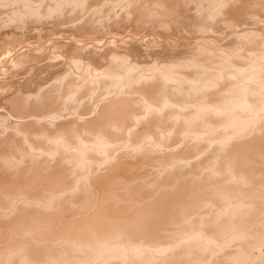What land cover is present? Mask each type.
<instances>
[{"label": "bare ground", "instance_id": "bare-ground-1", "mask_svg": "<svg viewBox=\"0 0 264 264\" xmlns=\"http://www.w3.org/2000/svg\"><path fill=\"white\" fill-rule=\"evenodd\" d=\"M184 1L0 0L16 21L0 25V47L56 14L58 49L27 65L37 41L0 77V264H263L264 30L247 25L264 0ZM66 4L87 11L60 21ZM116 6L174 33L217 17L241 28L225 47L213 34L194 46L113 37L103 61L86 60L88 24H114ZM71 20L79 30L59 26ZM170 136L183 144L155 152Z\"/></svg>", "mask_w": 264, "mask_h": 264}, {"label": "rangeland", "instance_id": "rangeland-1", "mask_svg": "<svg viewBox=\"0 0 264 264\" xmlns=\"http://www.w3.org/2000/svg\"><path fill=\"white\" fill-rule=\"evenodd\" d=\"M168 1V2H167ZM182 2L184 1V0H181ZM187 2L188 1H190V2H188V4L187 5H185L186 6V8L188 9L189 7H193V4L191 5V0H186ZM203 1V0H202ZM150 2H152V1H150ZM165 2L167 3L166 5L168 6H173V4H175L176 3V0L174 1V0H165ZM185 2V1H184ZM108 4V5H107ZM104 7H109L110 5H111V3L109 2V3H107ZM236 4V3H235ZM14 5H16V4H14ZM67 5V6H66ZM66 5H64L65 7H63V13L61 14V17L58 19V20H60V21H62L63 19H64V21L65 20H67L68 18H74V17H77V16H79L78 18H80L81 17V15H83L84 14V11H85V13H86V11H87V9L85 8V10L84 9H82L81 10V12L83 13H81L80 12V10L79 9H81V8H79L78 9V7L77 8H75V9H71L70 11H69V8H71V7H69V5L68 4H66ZM189 6V7H188ZM254 5H249V9L252 7V9H250V10H253L254 12H256V14H257V16H256V18H253L252 20H250L249 21V23H248V25L247 26H254V27H256V24H259V25H257V28L259 27V28H261L262 29V31L264 30V19H262V18H264V11L262 12V10L264 9V8H262L261 6H259V7H261V8H259L257 5H256V7H255V9H254V7H253ZM10 7H8V6H2V7H0V25H2L1 26V29L3 28V29H7V28H10L11 27V23H9V24H7L8 22H3V20L6 18V15L8 16V13L7 12H9V9ZM68 9V10H67ZM114 9V8H113ZM117 9H119V6H116L115 7V9H114V11L113 10H111V11H113V12H111L110 11V18H114L115 19V23L114 24H111V25H107L106 24V27L105 26H102V25H97V24H93V23H90V24H88V25H90L89 26V28H88V30H89V33L87 34V35H89V38H88V40L87 41H85L83 44H81V46L83 47L82 49H80L79 51H81V50H83L84 51V53L86 54V56H87V59L86 60H90V59H92L93 61H94V63L95 64H99V62L98 61H103V59H104V54H102L101 56H97V54H95L96 53V51L97 50H99V47L101 46V45H104L105 46V44H104V42L105 41H109V40H111V39H114L113 37H115L117 40H119V41H122V42H126V38H128V40H127V42H131V43H135L136 45L137 44H141L142 42H145V39L147 38V41H148V39H152V38H154V37H156L159 41H161V40H168V39H170L171 37H174V38H179V36L181 37V38H185L184 40L185 41H181L184 45H186L187 44V46H194L193 44H195L196 43V39L198 38H200L201 37V35L202 36H207V35H210V34H213L215 37H218V39H221V40H223L222 41V43H224L223 44V46L225 47V46H227V40H228V38H231L232 36H233V34L232 33H229V32H231V30L232 31H236V30H238L239 28H241V27H239V26H241L240 24L239 25H236V24H234V25H230V28H229V26H226L224 23H223V21H222V19H221V17H217L216 19H214V20H212V24H214L216 27L215 28H213L212 26H208V27H206L205 29H204V31H201L200 32V30H199V32H197L198 31V28L197 27H192V26H187V27H181L180 29V31L179 32H177V33H174L172 30V28L169 26V25H166L165 26V28L161 25V24H158V22L156 21V20H153V19H146L145 21H141V22H136L133 18H126L125 19V15H123V17H121V13L119 14L118 13V11H117ZM261 9V10H260ZM11 10V9H10ZM65 10H66V13H65ZM74 10H76V13H75V11ZM79 10V11H78ZM106 10H108L107 8H105V11ZM190 10V9H189ZM192 10H193V8H191V10H190V12H189V14L190 13H193L194 14V11L192 12ZM258 10H260V11H258ZM3 11V12H2ZM68 11V12H67ZM117 11V12H116ZM258 11V12H257ZM72 12V13H71ZM74 13V14H73ZM81 13V14H80ZM113 13H116V14H113ZM258 13H260V14H258ZM262 13V14H261ZM2 14V15H1ZM117 14H118V16H117ZM177 14H178V11H177V13L175 14V13H173V15L174 16H177ZM71 17H70V16ZM165 15V14H164ZM190 15H192V14H190ZM261 15V16H260ZM55 16H56V14H52V16L51 15H46V16H44V18H42V19H40V20H33V19H31V18H28V19H30V20H28L27 19V21L24 23V24H20L19 22L20 21H18V23H19V27L17 26V28H16V31L15 32H17L18 33V35L20 36V38H18L17 37V34H16V37L13 35V36H10V38L6 41V44L5 45H3V46H1L0 47V77H2L3 75H5L6 73L8 74V72L9 71H12L13 69H17L18 68V66H20L19 65V63L17 64L16 63V61H17V59L19 58V57H21L20 55L22 54V53H24V52H26L27 50H29L30 49V46L31 47H36V45L38 44V45H40V44H42L43 43V49L40 51V53H39V55L35 58V59H30V60H28V62L26 63L27 65L29 64H33V65H35V63L36 64H41V63H43V62H46L47 60H50V61H53V59L54 58H52V57H54L53 55H55L56 53L55 52H58V49H55L56 47H52V45H51V42H52V40H51V37L53 36V34H51V32H52V30L50 29V26L49 25H51L52 24V21H51V19H53V18H55ZM62 16H63V18H62ZM67 16V17H66ZM114 16V17H113ZM120 16V17H119ZM263 16V17H262ZM2 17V18H1ZM52 17V18H51ZM158 17H160V18H167V17H170V16H159L158 15ZM180 18H182V19H184V17L183 16H179ZM178 17V18H179ZM260 17H262V18H260ZM33 18V17H32ZM46 18H47V20H46ZM61 18H62V20H61ZM66 18V19H65ZM179 18V19H180ZM125 19V20H124ZM220 19H221V21H222V23L223 24H221V21H220ZM149 20V21H148ZM151 20V21H150ZM181 20V19H180ZM217 20H219L220 22H217ZM258 22H257V21ZM4 23V24H2V22ZM34 21V22H33ZM37 21V22H36ZM72 21L74 22L73 24H71L72 23ZM76 21V20H75ZM74 20H71V21H66V22H63V23H59V26L62 28H68V29H73V27H74V29L73 30H76L77 28H75V26H73L76 22H75ZM146 21H147V24H146ZM154 21V22H153ZM217 22V23H214V22ZM253 21V22H252ZM259 21H262V22H259ZM15 20L14 21H12V23H13V25L15 24ZM29 22V23H28ZM32 22V23H31ZM108 22V21H107ZM113 21H111L110 23H112ZM149 22V23H148ZM152 22V23H151ZM156 22V23H155ZM180 22V21H179ZM255 22V23H254ZM257 22V23H256ZM66 23V24H65ZM68 23H70V24H68ZM117 23V24H116ZM151 23V24H150ZM261 23V24H260ZM8 25V27H6L7 25ZM45 24V25H44ZM116 24V25H115ZM152 24H153V26H152ZM218 24V25H217ZM10 25V26H9ZM13 25H12V27H13ZM69 25H70V27H69ZM85 25L86 24H82V25H79L78 27H80V28H84V29H86L85 28ZM171 25V24H170ZM152 26V27H151ZM158 26V27H157ZM168 26V27H167ZM236 26V27H235ZM243 26V25H242ZM148 27V28H147ZM153 27H154V29H153ZM191 27V28H190ZM237 27H238V29H237ZM25 28V29H24ZM161 28V29H160ZM187 28V29H186ZM188 28H190L191 30H193V32L191 31V30H189ZM192 28H197L196 30V32L194 33V29H192ZM168 29V30H167ZM213 29H215V30H213ZM234 29V30H233ZM236 29V30H235ZM77 30H79V29H77ZM115 30H117L118 32L116 33V31ZM146 30V31H145ZM187 30V32H185ZM158 31V32H157ZM191 31V32H190ZM116 34H115V33ZM173 32V33H172ZM182 32V33H181ZM264 32V31H263ZM146 33V34H145ZM165 33V34H164ZM169 33V34H168ZM181 33V34H180ZM183 33H185V34H183ZM191 33H193V35L191 34ZM197 33V34H196ZM218 33V34H217ZM229 35H228V34ZM58 34V37H60V39L62 40V41H68L69 40V33H68V31H64V30H61V31H59V33H57ZM178 34H179V36H178ZM189 36H188V35ZM201 34V35H200ZM51 37H50V36ZM114 35V36H113ZM166 35V36H165ZM182 35V36H181ZM195 35H198L197 36V38H196V36ZM44 36V37H43ZM68 36V37H67ZM164 36V37H163ZM168 36V38L166 39V37ZM187 36L190 38V39H188L187 38ZM223 36H224V38H223ZM227 36H229V37H227ZM49 37V38H48ZM65 38V39H63V38ZM227 37V38H226ZM192 38H195V39H192ZM28 39V40H27ZM32 39H33V41H32ZM45 39V40H44ZM192 39V40H191ZM198 39H197V42H198ZM225 39H227V40H225ZM30 40V41H29ZM42 40V41H41ZM47 40V41H46ZM37 41H38V43H37ZM133 41H136V42H133ZM180 41V40H179ZM195 41V42H194ZM226 41V42H225ZM30 42H32V43H34V44H32V43H30ZM40 42H42V43H40ZM37 43V44H36ZM152 43V42H151ZM190 43V44H189ZM226 43V44H225ZM36 44V45H35ZM32 45H34V46H32ZM228 45H229V43H228ZM138 46V45H137ZM46 48H47V51H46ZM53 48V49H52ZM53 53V54H52ZM50 54H51V56L52 57H50ZM48 56V57H47ZM18 57V58H17ZM161 57H163V58H166L167 57V54H164V55H162ZM15 58H17L16 60H15ZM36 61V62H35ZM41 61V62H40ZM43 61V62H42ZM22 76V71L20 72V73H16L14 76H13V78H20ZM2 107L0 106V109H1ZM1 110H3V108L1 109ZM4 111V110H3ZM172 138V136H170V138H168V139H164L165 140V146L164 145H162V146H158V147H161V148H157V149H160V150H162V148H164L162 151H160V150H156L155 152H158V153H163V152H165V150L167 151V149L169 148V147H166V144L168 143L169 145H170V148L171 147H175L176 146V148H177V146H178V144L179 143H181V145L183 144L182 143V140H179V142H178V140L176 139V140H174V139H171ZM190 138H193L192 136L190 137ZM171 139V140H170ZM168 140H170V141H168ZM176 141H177V143H176ZM172 142H175V143H172ZM144 143H145V141H144ZM171 143V144H170ZM178 147H180V144H179V146ZM154 152V153H155ZM149 168V169H148ZM146 170H148V171H150V170H152V168L150 167V166H145V170H144V168H143V170L141 169V171H146ZM144 173V172H143ZM262 263L264 264V262L262 261Z\"/></svg>", "mask_w": 264, "mask_h": 264}]
</instances>
